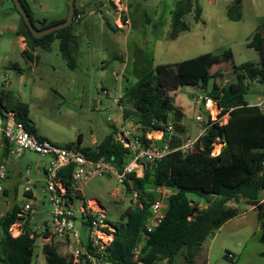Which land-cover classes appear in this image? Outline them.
I'll list each match as a JSON object with an SVG mask.
<instances>
[{
    "label": "rangeland",
    "instance_id": "374dc122",
    "mask_svg": "<svg viewBox=\"0 0 264 264\" xmlns=\"http://www.w3.org/2000/svg\"><path fill=\"white\" fill-rule=\"evenodd\" d=\"M25 2L37 28L44 20L47 23L56 22L67 15L68 0ZM122 2L127 5V16L131 21L127 32L111 30L101 17L108 15L110 23L116 26L112 0H75V7L81 16L72 25L78 45L72 54L74 67L70 68L61 55L57 39L51 42L48 50L36 52V62L23 58L20 52V38H23L17 35L19 14L12 0H0V95H4L6 108L17 111L20 103L27 105V116L35 123L38 136L62 147L80 149L96 145L113 133V124L117 125L122 118L121 107L113 102V98L120 92L123 94L124 87L131 86L158 64L177 63L202 54L229 52L230 61L226 59L213 70L222 71V75L216 76L215 80L220 85H226L236 80L232 65L259 62L257 52L247 47L246 42L253 29L258 27L257 16L264 15V0H197L202 10L200 19L195 21L193 12L185 14L183 20L188 29L173 40L161 37L164 31L170 29L171 11L176 0ZM227 7L232 9L234 16L240 14L241 18L229 19ZM116 57L122 58L123 62ZM12 63H17L20 71ZM123 65L124 71L121 70ZM260 79L264 78L257 73L255 78H244L245 98L248 104L261 103L264 110V81ZM212 83L213 79L207 87L210 88ZM102 89L107 93H103ZM203 93L201 88L189 85L167 92L173 100L189 109L183 123L191 128V135L198 128L196 114L203 113L201 107L194 109V102ZM79 135L81 141L77 142ZM220 149L221 146L216 145L212 154L216 155ZM3 162L7 175L3 183L6 192L0 194V217L14 204H21L27 177L36 182L34 195L39 203L44 202L40 205L42 210L37 221L45 220V210L49 209V205L46 193L41 190L44 188L41 168L45 166L46 158L26 152L19 158L5 156ZM258 196L264 199V189L259 191ZM92 198L104 209L110 223L126 221L125 212L132 203V196L131 192H126L125 185L117 183L112 177L95 176L83 183L80 197L74 203L77 206ZM226 205L237 208L240 213L204 240L196 256L197 263L264 264V243L258 240L261 230L255 210L244 199L237 203L228 201ZM45 242L43 237H36L30 264H45L42 253ZM59 244L63 249L61 253L66 254L64 244L58 242L56 245ZM227 252L232 253L236 260L228 259ZM154 264L186 262L179 252L171 263L160 260Z\"/></svg>",
    "mask_w": 264,
    "mask_h": 264
},
{
    "label": "trees",
    "instance_id": "16d2710c",
    "mask_svg": "<svg viewBox=\"0 0 264 264\" xmlns=\"http://www.w3.org/2000/svg\"><path fill=\"white\" fill-rule=\"evenodd\" d=\"M20 1L33 23L25 0ZM14 8L17 11L15 5ZM190 12H193L195 21L200 19L202 10L197 0H176L171 11L167 36L169 40L175 39L180 32L188 29L183 17ZM17 13L19 14L18 11ZM77 13L79 12L74 0L72 23L41 37L32 35L19 14L17 35L23 38L22 57L36 62V52L48 50L51 42L57 39L61 55L68 61L69 67L73 68L72 54L77 50L78 42L72 25ZM226 14L231 20L241 18L240 14L234 16L231 8H228ZM102 18L108 28L119 30L110 23L108 15H103ZM64 20L65 18L50 23L44 20L38 29ZM246 45L257 52L259 62L254 64L247 61L232 65L236 80L226 85H220L215 80L216 76L222 75V71L213 70L219 63L226 62V59L230 61L229 52L221 55L202 54L177 63L158 64L124 89L118 101L123 119L132 120L141 134L148 129L161 130L163 133L160 143L167 142L172 150L154 164H147L142 177H132L133 188L138 191L142 206L131 203L125 212L126 221L114 224V239L109 253L103 258V264H138L132 260V253L140 243V233L144 229L156 186H165L172 193L166 200L164 219L149 232L148 239L140 249L138 261L142 264H154L160 260L171 263L179 252L186 264H198L196 256L204 240L227 220L240 213L237 208L227 206L228 201L237 203L244 199L249 203L256 212L261 230L258 240L264 243V199L258 196L259 191L264 189V110L258 104H248L243 82L244 78H255L256 73L264 78V23L252 32ZM11 65L20 71L17 63ZM211 79L213 83L208 88L207 84ZM182 85L201 88L205 96L215 100L221 108L218 117L228 114L225 123L211 121L197 140L195 151L188 154L177 149L186 139L181 124L184 114L180 107L174 105L173 97L167 94L168 90H176ZM3 98L4 95H0V113L3 110L14 111L15 118L29 132L36 134L32 121L27 116V105L20 103L16 111L6 108ZM169 121L172 122V133L167 131L166 123ZM116 133L117 129L114 127L111 135L92 147H83L80 150L92 160L105 158L121 167L129 160L130 154L120 141L115 140ZM80 141L79 135L77 142ZM220 142L223 143L221 149L213 155L215 144ZM71 168L72 165L64 167L59 174L67 185L71 180ZM125 189L130 192L127 183ZM77 194L79 198L80 194ZM200 203L203 205H198ZM18 211L19 205L14 204L0 217V264H30L36 237L44 238L48 235L46 231L36 230L37 223H26L23 232L18 237H12L8 228L18 218ZM42 253L45 264H72L67 255L58 251L52 240L43 243Z\"/></svg>",
    "mask_w": 264,
    "mask_h": 264
},
{
    "label": "built area",
    "instance_id": "2783aa9c",
    "mask_svg": "<svg viewBox=\"0 0 264 264\" xmlns=\"http://www.w3.org/2000/svg\"><path fill=\"white\" fill-rule=\"evenodd\" d=\"M112 9L116 13L114 21L116 26L124 28L127 24V5L122 0H112ZM79 16L80 14L77 13L75 20ZM102 91L107 93L104 89ZM122 95L120 92L114 98L115 104L118 105ZM196 103L198 105L203 104V113L200 112L195 116L199 134L195 138H186L180 144L177 149L183 154L195 151L197 140L208 128L211 121L218 120L219 123H225L228 118L227 113L218 117L221 108L210 97L205 95L197 97ZM132 123L128 128L115 134V140L120 141L130 154L129 160L118 167L105 158L92 160L75 146L62 147L49 139L31 133L21 121L15 118L14 111L3 110L0 113V145L4 143L6 156L19 158L26 151H29L47 158L43 188L49 205L47 218L42 222L37 221L41 213L40 203L32 193L31 182L26 180L23 187V200L19 204V211L17 212L18 218L10 224L9 234L14 238L18 237L23 232L26 223H37V225L35 224L36 230L48 233L44 237L46 241L52 240L64 244L67 250L65 255L68 256L72 264H86V262L103 264V258L109 253V248L114 239L115 226L109 222L104 209L97 200L87 199L77 206L75 205L74 201L77 199V193L81 194L83 183L95 176L112 177L117 183L123 185L127 183L130 187L132 204L141 207L140 195L133 188L132 177H142L147 164H154L172 150L167 142L156 143L151 137L149 129L141 134L138 126L134 122ZM166 127L167 131L172 133L173 126L170 122L166 123ZM70 165H72L71 180L70 184L67 185L59 174L62 168ZM6 175V166L1 160L0 194L5 191L3 183ZM153 191L154 196L150 204L149 214L145 220L144 229L140 233V243L133 249L132 253V260L138 264H142L138 261L140 249L148 239L149 232L164 219L167 208L166 200L172 193L171 189L165 186H156ZM227 256L229 259L235 260L232 253L228 252Z\"/></svg>",
    "mask_w": 264,
    "mask_h": 264
},
{
    "label": "crops",
    "instance_id": "0c3cea01",
    "mask_svg": "<svg viewBox=\"0 0 264 264\" xmlns=\"http://www.w3.org/2000/svg\"><path fill=\"white\" fill-rule=\"evenodd\" d=\"M228 6V5H227ZM228 8L229 7H227V10H228ZM127 14H128V11H127ZM201 14H202V12H201ZM81 16V15H80ZM102 17V16H101ZM171 19V18H170ZM257 20H258V26L259 25H261V24H263L264 23V15H261V16H257ZM104 21V20H103ZM131 21H130V16L128 17L127 16V24L125 25V27L122 29V28H119V30H122V31H125V32H127V31H129L130 30V28H131ZM169 28H170V24H169ZM256 29V28H255ZM255 29H253V31L255 30ZM170 30V29H169ZM169 30H166V31H164V33H163V35H165L166 34V36H168V33H169ZM252 31V32H253ZM252 34V33H251ZM250 34V35H251ZM162 35V37L161 38H163V39H165V38H168V37H166V36H163ZM249 35V36H250ZM248 38V37H247ZM20 52H21V50H22V48H23V41H22V39L20 38ZM247 43V42H246ZM117 58V57H116ZM117 59H119V61H121V62H123V59L122 58H117ZM253 63V62H252ZM254 64H256V63H254ZM121 70L122 71H124L125 70V65H123L122 66V68H121ZM122 76H125V74L124 73H122ZM126 87H124V89H125ZM198 88V87H197ZM203 95H205V92L203 93ZM202 96V95H201ZM198 97H200V95L198 96ZM115 98V97H114ZM114 98H113V100H114ZM197 99V98H196ZM114 102V101H113ZM202 103V102H201ZM197 104L196 103V100H195V102H194V109H195V107H198V110L200 109V107L201 108H203V104ZM258 104V103H257ZM261 104V103H260ZM260 104H258V105H260ZM174 105L175 106H178V107H180L181 108V110H182V112H183V114H184V116H183V118H182V120H181V124L183 125V127H184V130H185V137H187V138H195V137H197L198 136V134H199V127L197 128V131L194 133V135H191V128L189 127V126H187V125H185L183 122H184V118L186 117V114H187V112L189 111V109H186L182 104H181V102H179V101H177L176 99H174ZM197 115V114H196ZM32 124H33V126H34V128H35V123L34 122H32ZM131 124H133L132 123V120H125V119H123V117L121 118V120L119 121V123H117V125H115V124H113V126L114 127H116V129H117V132H120L121 130H123V129H125V128H128L129 127V125H131ZM150 132V135H151V137L155 140V142L156 143H160V140H161V138H162V131L161 130H157V129H151V130H149ZM140 132V131H139ZM146 132V131H145ZM144 132V133H145ZM143 133V134H144ZM42 137V136H41ZM45 138V137H44ZM47 139V138H46ZM51 141V140H50ZM26 152H29V151H26ZM25 152V153H26ZM24 153V154H25ZM30 153H33V152H30ZM23 154V155H24ZM36 154V153H35ZM7 154H6V152H5V150H4V143L3 144H1L0 145V161L1 160H4V157L6 156ZM38 155V154H37ZM40 157H42V156H40ZM45 158V157H44ZM46 160H47V158H46ZM46 165H47V162H46V164H45V166L44 167H42L41 168V171H42V169L44 168V171H45V167H46ZM42 173L44 174V178H43V181L45 180V173L42 171ZM26 180H29L30 182H31V186H32V193L33 194H35L34 193V190H35V188H37V185H36V182L35 181H33V180H31V179H29V178H27L26 177V179H25V183H26ZM24 183V184H25ZM44 184H45V182H44ZM24 187V186H23ZM14 191H16V188L14 187ZM41 190H42V192H43V187L41 188ZM5 192H6V188H5ZM80 193H81V191H80ZM115 194H116V192H115ZM44 204V202H43V200L41 201V203H40V205H43ZM41 210H42V208H41ZM48 211H49V209H47V210H45V213L46 214H48ZM238 216V215H237ZM78 219V218H77ZM232 219H229V220H227L226 222H229V221H231ZM225 222V223H226ZM257 224H258V222H257ZM258 227H259V224H258ZM56 244H57V242H55ZM57 246V249H58V251L61 253V251H63V249H62V247H61V245L59 244V245H56ZM62 254V253H61ZM207 264V263H206Z\"/></svg>",
    "mask_w": 264,
    "mask_h": 264
},
{
    "label": "water",
    "instance_id": "95a60500",
    "mask_svg": "<svg viewBox=\"0 0 264 264\" xmlns=\"http://www.w3.org/2000/svg\"><path fill=\"white\" fill-rule=\"evenodd\" d=\"M12 1L15 5L17 11L22 16L24 22L26 23V25L28 26L29 30L31 31V33L34 37L44 36L48 33L53 32V31L59 30L61 28H65L72 23V19H73V15H74V0H68V11H67V15L65 17V20L63 22L53 24V25H50V26H47V27L41 28V29L34 27L33 23L31 22L30 17L27 14V11L25 10V8H24V6L20 0H12ZM202 140L204 142L205 138L203 137ZM218 145H220L222 147L223 143L220 142V143H218ZM42 171L44 172V168L42 169Z\"/></svg>",
    "mask_w": 264,
    "mask_h": 264
}]
</instances>
